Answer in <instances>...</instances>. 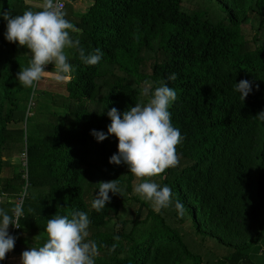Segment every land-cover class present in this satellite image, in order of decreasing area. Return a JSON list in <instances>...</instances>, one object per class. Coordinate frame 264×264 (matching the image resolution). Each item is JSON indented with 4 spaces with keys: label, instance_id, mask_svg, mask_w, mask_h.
<instances>
[{
    "label": "trees",
    "instance_id": "obj_1",
    "mask_svg": "<svg viewBox=\"0 0 264 264\" xmlns=\"http://www.w3.org/2000/svg\"><path fill=\"white\" fill-rule=\"evenodd\" d=\"M26 1L0 0V10L18 15L38 9ZM87 1L81 12L64 3L66 19L79 30L71 36L85 55L96 48L103 55L90 66L77 49L65 50L75 69L66 94L16 82L31 53L6 40L0 17V195L19 196L0 208L23 203L19 230L40 237L28 240L29 247L45 242L53 215L87 212L89 239L99 249L95 264H264L258 256L264 243V121L255 116L264 111V0H196L194 7L185 0ZM144 49L149 54L142 55ZM146 62L149 73L141 72ZM105 64L125 72L110 75L102 71ZM241 79L253 82L243 103L234 91ZM145 82L153 88L166 83L177 93L169 111L183 137L179 164L151 179L172 189L183 217L174 206L154 212L134 193L139 180L127 166L109 163L117 138L98 142L91 134L107 132L112 107L123 113L141 102ZM97 95L104 104L90 109ZM37 96L41 108L30 106ZM20 122L24 127L8 126ZM21 152L24 165L3 176L6 159ZM113 179L122 195L110 192V202L96 212L91 203L98 182Z\"/></svg>",
    "mask_w": 264,
    "mask_h": 264
},
{
    "label": "clouds",
    "instance_id": "obj_2",
    "mask_svg": "<svg viewBox=\"0 0 264 264\" xmlns=\"http://www.w3.org/2000/svg\"><path fill=\"white\" fill-rule=\"evenodd\" d=\"M66 15L61 0H41L39 10L28 9L18 15H13L9 10H0V17L6 22V40L31 53L28 66L16 73L19 85L34 89L45 77L57 84L70 83L75 69L68 60L66 49H77L79 59L86 65L93 66L100 62L103 53L99 48L87 55L79 48L80 41L71 36L72 32L79 30L66 19ZM48 65H52L51 70L47 69ZM169 79L175 80L176 74H171ZM252 83L247 79L235 83L234 91L239 93L242 103L252 92ZM256 89H259V84H256ZM141 96L146 99L123 113L115 107L108 110L111 123L107 126V132L93 129L91 134L98 142L108 136L117 138L118 151L109 157V163L127 166L129 172L140 181L135 184L134 193L148 202L154 212L159 213L174 206L178 216L183 217L184 205L179 200H173L172 189L151 179L179 164L177 146L182 143L183 137L173 125L169 111L177 93L166 83L162 82L153 89L150 82H145ZM255 116L264 121V111ZM98 185L99 192L91 203V208L96 212L110 202V192L122 195L116 179L100 181ZM24 217L22 202L16 203L10 210L0 208V261L5 260L15 246L16 237L9 233V226L20 228ZM90 222L85 211H73L70 217L53 215L47 219L45 242L22 251L20 264H95L99 249L97 243L89 239ZM119 239V236L114 237L116 241ZM116 246L114 243L109 251H114Z\"/></svg>",
    "mask_w": 264,
    "mask_h": 264
},
{
    "label": "rangeland",
    "instance_id": "obj_3",
    "mask_svg": "<svg viewBox=\"0 0 264 264\" xmlns=\"http://www.w3.org/2000/svg\"><path fill=\"white\" fill-rule=\"evenodd\" d=\"M36 6V7H39L40 3H41V0H27L26 2L29 3V2ZM195 1L196 0H185L183 2L184 5L188 6V7H194L195 5ZM85 0H77L74 2L75 4V8L77 9V6L78 5H82V4H85L84 3ZM29 3V4H30ZM73 5V4H72ZM74 6V5H73ZM36 10H39L36 9ZM78 10V9H77ZM148 49H144L142 51V55H146V54H149V52L147 51ZM151 55V54H150ZM154 57V55H151ZM153 60V59H152ZM52 68V65H48L47 66V69L48 70H51ZM141 72H147L149 73V66L146 63H144L143 67H141ZM102 71H106L108 72L109 74L110 73H113V74H110V75H114V74H117V75H123L125 71H122L120 70V67L118 65H110V64H105L103 65V68H102ZM129 76H134V75H130ZM105 77H101V80L104 79ZM100 80V81H101ZM16 82H18V80L16 79ZM16 83V85H17ZM141 83H139V85L141 86ZM36 88L38 90H41V89H44V90H48V91H51V92H55V93H61V94H66V84H57L56 82L50 80L49 78L45 77L43 78L40 82H38L36 84ZM135 85V84H133ZM137 86V85H136ZM139 88V87H138ZM154 89V88H153ZM104 90H106L105 86H102V90H101V93L104 92ZM40 92V91H39ZM38 94V93H37ZM36 96V94H35ZM38 99L39 97L37 96L35 98V104H34V100L33 102L30 104V106H35L36 103L37 105L35 106V108L39 107L41 108L43 106L42 102H38ZM146 98L144 97L143 100H145ZM104 104V98H101V97H98V95L96 96V98L94 99V101L89 105L90 109H101L102 106ZM42 112H45V111H42ZM27 115H31V112H27ZM9 128L10 129H17V128H22L24 127V123L23 122H20V123H9ZM24 156L25 154L24 153H16L14 154L13 156H11L10 158L6 159L8 160V163L5 165V167L3 168L2 170V175L3 176H11L13 171H14V167H18V166H22L24 165ZM140 181H136L135 184L139 183ZM22 196V194H21ZM19 198V196H17ZM18 198H13L11 195H6L2 198V200L0 201L1 203H6V202H18ZM9 229H10V226H9ZM8 229V230H9ZM188 233H186L185 235L187 236ZM16 237V242H15V246H14V249L11 251V254L9 256H11V258L13 259H10V264H20V255L22 253V251L30 248L28 245H26V242L29 240L31 241H34V242H37V240L40 238V237H37V236H34V235H27L26 233H24L23 231L19 230V231H16L15 235ZM188 237V236H187ZM23 240H25V242L23 243ZM38 243V242H37ZM258 256H259V259L264 261V243L261 244V250L259 251L258 253ZM0 264H3V261H0ZM9 264V263H8Z\"/></svg>",
    "mask_w": 264,
    "mask_h": 264
},
{
    "label": "crops",
    "instance_id": "obj_4",
    "mask_svg": "<svg viewBox=\"0 0 264 264\" xmlns=\"http://www.w3.org/2000/svg\"><path fill=\"white\" fill-rule=\"evenodd\" d=\"M33 1V0H32ZM69 2H72V4L74 5V8H75V4H74V2L75 1H77V0H68ZM29 2V1H28ZM65 2H66V0H65ZM86 2V3H85ZM85 4H82V5H78L77 6V9L75 8V11H77V12H81L82 10H84L85 9V7L87 6V4H88V1L87 0H85ZM30 3V2H29ZM31 4V3H30ZM37 8H39V7H37ZM11 254V252L8 254V259H7V262H11L10 260H9V258H10V255Z\"/></svg>",
    "mask_w": 264,
    "mask_h": 264
},
{
    "label": "built area",
    "instance_id": "obj_5",
    "mask_svg": "<svg viewBox=\"0 0 264 264\" xmlns=\"http://www.w3.org/2000/svg\"><path fill=\"white\" fill-rule=\"evenodd\" d=\"M61 2L64 4L65 3V0H61ZM1 195H0V200H2L1 199ZM21 202V201H20ZM19 230V228H15L14 226H11V228H10V230H9V233L11 234V235H15V233H16V231H18ZM10 253V252H9ZM8 253V254H9ZM8 254H7V258L4 260L5 262L7 261V259H8Z\"/></svg>",
    "mask_w": 264,
    "mask_h": 264
}]
</instances>
